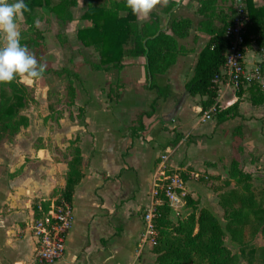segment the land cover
Instances as JSON below:
<instances>
[{"label": "crops", "instance_id": "crops-1", "mask_svg": "<svg viewBox=\"0 0 264 264\" xmlns=\"http://www.w3.org/2000/svg\"><path fill=\"white\" fill-rule=\"evenodd\" d=\"M76 1L77 5L70 8L72 18L64 25L83 22L77 28V37L78 29L91 27L92 22L81 18L85 0ZM249 1L253 10L264 6V0ZM231 4L232 0H219V6L226 10ZM197 8V0H168L166 6L157 4L147 17L136 15L140 24L155 18L168 30L172 17L193 21L189 36L178 39L179 45L191 53L178 55L165 77L166 83L174 86L173 92L181 91V94L193 75L199 52L209 40L207 34L196 28L202 19ZM49 17L56 19L54 14ZM79 46L73 47L93 50ZM82 60L80 57L73 64L81 65ZM144 63V57L130 58L129 64L114 78L113 88L112 81L100 85V78L108 77L116 69L98 70L104 76L97 78L87 74V69L92 68L84 64L78 69V76L71 78L76 103L82 105L85 101L84 113L75 120L81 136L78 145L83 177L72 198L73 223L66 238L65 255L53 264H143L141 255L150 243L146 238L144 214L151 207L154 182L161 169H181L197 175L201 171L206 176L221 174V178L229 180L228 159L241 149L244 157L252 158L251 154L255 157L245 166L253 179L259 174L257 169L264 165V103L252 105L249 89L242 95L240 116L220 124L214 116L205 118L200 113V96L182 97L177 104L168 97L161 98L162 110L155 107L152 115L143 117L145 128L140 135L133 136L131 128L124 130L126 126H122L120 117L131 118L136 111L127 115L118 108L114 110V105L121 104L124 98L132 104L147 100L152 103L156 98L143 87ZM255 67L260 69L259 78L247 79L244 88L253 80L264 87V49L259 50L253 42L247 51L248 75ZM127 68H138L140 79H136L134 72H124ZM44 87L42 97L47 99L50 86L45 83ZM235 88L228 77L220 83L221 108L237 100ZM112 100L115 104H111ZM246 107L252 110L245 111ZM177 135L179 139L175 141ZM71 145H0V264H39L31 230L35 203L62 193L72 157ZM253 171L256 173L252 174Z\"/></svg>", "mask_w": 264, "mask_h": 264}, {"label": "trees", "instance_id": "trees-1", "mask_svg": "<svg viewBox=\"0 0 264 264\" xmlns=\"http://www.w3.org/2000/svg\"><path fill=\"white\" fill-rule=\"evenodd\" d=\"M28 10L23 12L25 28L21 29V43L35 56L45 71L42 77L49 74H73L72 69H54L45 59L47 45L45 30L37 25L42 20L40 11L43 7L46 15L51 14L59 24L71 20L70 8L77 5L76 0H25ZM197 13L202 19L196 25L197 30L209 36L206 45L198 54V60L193 75L184 85L183 98L200 96L201 111L208 112L216 118L217 124L233 119L239 114V105L245 89H249V101L252 105L264 103V87L253 80L247 83L242 80L236 92L237 100L226 108L218 103L220 83L226 78L222 71L227 60L229 39L226 30L231 24V9L219 6V0H197ZM82 19L92 22L91 27L78 29L77 38L83 47H92L99 60L89 64L94 70H121L127 58L144 57L145 83L147 89L155 92L156 98L151 103L150 112H138L131 121L132 135L144 130L143 117L152 115L157 101L171 96V85L160 84L169 68L175 64L178 55L191 53V50L179 45V38H186L194 28L189 18H170L168 29L161 26L158 19L138 23L136 15L126 6L125 0H85ZM247 13L250 21L245 32V46L252 47L253 42L259 50L264 49V6L253 10L249 0H246ZM42 9V10H43ZM78 76V74H74ZM68 97L75 96V87L70 78L66 84ZM24 89V90H23ZM28 90L21 82L0 83V145L13 137L29 124V118L21 111H16L13 99L18 105L26 103L25 94ZM18 108V107H17ZM213 109V111H209ZM135 125H137L135 127ZM239 128V127H238ZM236 128V129H238ZM178 135L175 141L178 140ZM72 157L68 162L66 184L62 194L72 202L76 185L83 177L82 154L79 145L72 147ZM230 178L241 185V189L231 188L220 194L219 203L224 210L226 220L223 226L218 218L208 209L202 208L196 216L193 211L185 218L174 223L170 218L171 207L166 199L157 207L153 220L155 228L154 250L157 258L154 264H238L237 255L233 254L225 244L228 231L232 237L243 242L244 228L256 211L262 214L264 222V200L259 193L264 192L253 187V177L244 171L237 160L231 162ZM183 175V172H181ZM213 177V176H212ZM190 202H193L190 200ZM39 203H35V218L39 216ZM46 205V203H42ZM262 231L264 233V224ZM262 264H264V247ZM40 264V263H39Z\"/></svg>", "mask_w": 264, "mask_h": 264}, {"label": "rangeland", "instance_id": "rangeland-1", "mask_svg": "<svg viewBox=\"0 0 264 264\" xmlns=\"http://www.w3.org/2000/svg\"><path fill=\"white\" fill-rule=\"evenodd\" d=\"M39 1L41 3L46 2V0ZM228 8L233 10L232 5H227V9ZM42 9L40 15L43 18L37 21V25L40 29L45 30V41L47 45L45 59L51 66L57 67L58 70L72 67L73 74H71V72L69 73L67 70V73L64 72L62 75L49 74L40 78L39 81L30 79L24 75L18 76L15 79L22 84L24 83L28 89H25L24 92L22 91V93L25 94L26 103L24 105L22 103L18 105L17 99L14 98L13 104L16 107V111H21L23 114L29 116V124L27 127L22 128L13 139L4 144H72L70 146V148H72L77 144H81V136L79 132H77V123L75 120L84 113L83 103L85 104V101L80 105V103H76L75 96L73 99L68 97L66 83L70 78L74 77V74H77L80 66L98 62L99 56L93 50L85 51L73 47L80 45L76 37V31L83 22H74L67 27L65 26L66 24H59L56 19L48 17L46 11ZM23 21L24 18L22 14L18 21L20 30L25 28ZM51 51H54V53H51ZM80 57L83 59L80 61L81 65L73 64V62ZM129 60L130 58H127L125 63L129 64ZM82 62H84V64ZM118 71L119 70H115L114 73L109 74L106 78H103L102 76H104V74L98 70L87 69V74H94L97 78L102 77L100 78V85H106L112 81L111 88H113V84H115L113 81L118 77ZM124 72H134L137 80L142 76L138 68H127ZM130 76H132V74H130ZM165 77L166 75L162 77L160 83H166ZM45 83L50 86V89L47 91V99H45L46 96L42 97L43 92H45ZM76 85L78 86L77 81ZM170 85L172 92L170 98L177 104L183 97V94H181V91L173 92L174 86L172 84ZM143 87L148 92L155 94V92L147 89L145 82ZM221 87L223 89V84H221ZM235 89L236 91L238 90L237 88ZM161 103V99H159L155 105L159 111L162 110ZM111 104H115V102L112 100ZM122 106L125 108L124 111L121 108ZM116 108H118V111L126 112L127 115H131L136 111L135 115L131 118L120 117V122L123 124L122 126H126L124 130H129L131 128V121L138 112L151 111V101L147 100L146 103L141 101L140 103L132 104L124 98L121 104L114 105V110ZM248 110L251 111V107L245 108V111ZM115 125H117V123ZM136 126L137 125H135V127ZM140 133L138 134L140 135ZM233 147L236 149L235 146ZM242 153V149L238 152L234 151L232 157L228 159V170L231 162L237 160L240 167L247 172L245 166H247L250 160L253 161L255 157L253 154H251L252 158L244 157ZM221 171L225 173L224 169ZM257 171L259 174L253 179L252 185L254 188L261 191V189L264 188V165L259 167ZM181 172H183V175H181ZM168 173H177L181 175L184 184L183 189L177 191V195L180 197L181 201L174 207H171L170 218L174 223H176L178 219L185 218L193 211L196 216H198L200 210L206 208L218 218L223 226H225L226 220L224 218V210L219 203L220 194L231 188L241 189V185L237 183L236 180L232 178L228 180V177L221 178V174L213 177L210 175L206 176V173L201 171H199V175H197L196 173H190L186 170L169 169ZM253 173L255 174L256 171H253L252 174ZM228 176L230 177L229 171ZM259 196L264 200V192L259 193ZM190 200L193 202H190ZM263 224L262 214L258 210L244 228L243 242L234 239L228 231L226 232L225 244L233 254L237 255L239 260L238 264H262V251L260 248L264 247ZM155 234L154 232L152 236H149L154 239ZM141 256L143 264H154L157 258V253L154 250V243L150 242L146 251H144Z\"/></svg>", "mask_w": 264, "mask_h": 264}, {"label": "built area", "instance_id": "built-area-1", "mask_svg": "<svg viewBox=\"0 0 264 264\" xmlns=\"http://www.w3.org/2000/svg\"><path fill=\"white\" fill-rule=\"evenodd\" d=\"M231 5L233 9L231 12L232 20L226 30L230 46L223 72L230 82L238 88L242 80L258 79L260 69L255 67L250 75L246 70L248 49L245 46V32L250 18L245 0H232ZM211 110L213 111V109L209 111ZM203 116L210 118L211 114L205 112ZM168 171L169 169L160 170L153 186L151 207L146 210L144 216L146 238L152 243H155V239L149 235L152 236L155 232L153 220L156 216L157 207L162 203L163 198L166 199L170 207H174L181 201L177 191L183 189L182 176L177 173L169 174ZM181 194L183 195L182 192ZM42 203H46V205L44 206ZM38 210L39 216L34 217L31 225L33 236L36 239L35 259L40 264H53L65 255L66 238L73 223V205L60 193L48 200L44 199L39 202Z\"/></svg>", "mask_w": 264, "mask_h": 264}, {"label": "clouds", "instance_id": "clouds-1", "mask_svg": "<svg viewBox=\"0 0 264 264\" xmlns=\"http://www.w3.org/2000/svg\"><path fill=\"white\" fill-rule=\"evenodd\" d=\"M168 0H125L133 15L147 17L159 4ZM28 7L25 0H0V83L13 82L18 76L30 79L42 78L45 67L39 64L25 45L21 43L18 21Z\"/></svg>", "mask_w": 264, "mask_h": 264}]
</instances>
